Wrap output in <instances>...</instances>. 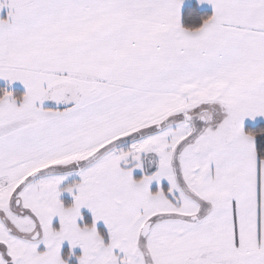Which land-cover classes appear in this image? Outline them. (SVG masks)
<instances>
[{
	"label": "snow or ice",
	"instance_id": "snow-or-ice-1",
	"mask_svg": "<svg viewBox=\"0 0 264 264\" xmlns=\"http://www.w3.org/2000/svg\"><path fill=\"white\" fill-rule=\"evenodd\" d=\"M0 0V264H264V0Z\"/></svg>",
	"mask_w": 264,
	"mask_h": 264
},
{
	"label": "trees",
	"instance_id": "trees-1",
	"mask_svg": "<svg viewBox=\"0 0 264 264\" xmlns=\"http://www.w3.org/2000/svg\"><path fill=\"white\" fill-rule=\"evenodd\" d=\"M192 12H194V14L196 16L201 17V18H204L207 15L211 14V11L201 10L195 4L192 5V6H186L184 8V13L183 14H184L185 17H187L189 15V13H192ZM3 90L11 91L16 96H20V95H22L24 93L22 90H18V89H13L12 90V89L8 88L7 86H4V85L0 84V91H3ZM261 127H264V122H259L257 124L247 125L245 130L246 131H255L256 129L261 128Z\"/></svg>",
	"mask_w": 264,
	"mask_h": 264
},
{
	"label": "crops",
	"instance_id": "crops-1",
	"mask_svg": "<svg viewBox=\"0 0 264 264\" xmlns=\"http://www.w3.org/2000/svg\"><path fill=\"white\" fill-rule=\"evenodd\" d=\"M194 4L196 5L195 0H186L185 5L183 6L182 12L184 13V8H185L186 6H192V5H194ZM199 8H200L201 10L212 11V9H211V7H210L209 5H203V6H200ZM0 13H1V12H0ZM6 14H7V9L5 10V13H3L2 15L0 14V18H6ZM0 84H2V85H4V86H7V87H10V86L7 85L6 82H4V81H2V80H0ZM11 86H14V88H12V90H13V89H18V90H22V91L24 92V88H23V86H22L19 82L14 83V84H12ZM259 122H264V118H259V117H258V118L256 119L255 122H252V121H250V120H246V121H245V128H246L247 125H250V124H257V123H259Z\"/></svg>",
	"mask_w": 264,
	"mask_h": 264
},
{
	"label": "rangeland",
	"instance_id": "rangeland-1",
	"mask_svg": "<svg viewBox=\"0 0 264 264\" xmlns=\"http://www.w3.org/2000/svg\"><path fill=\"white\" fill-rule=\"evenodd\" d=\"M6 10V9H5ZM5 10L3 11V12H1L0 14L2 15L3 13H5ZM8 88H10V89H12V88H14V86H10V87H8ZM25 91V90H24Z\"/></svg>",
	"mask_w": 264,
	"mask_h": 264
}]
</instances>
